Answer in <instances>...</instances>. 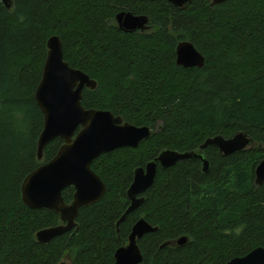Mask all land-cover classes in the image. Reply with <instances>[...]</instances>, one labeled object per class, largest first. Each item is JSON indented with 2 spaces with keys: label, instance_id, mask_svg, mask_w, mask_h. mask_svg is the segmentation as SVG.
<instances>
[{
  "label": "trees",
  "instance_id": "trees-1",
  "mask_svg": "<svg viewBox=\"0 0 264 264\" xmlns=\"http://www.w3.org/2000/svg\"><path fill=\"white\" fill-rule=\"evenodd\" d=\"M0 0V264H114L142 218L157 231L137 241L142 264H227L264 248V183L255 169L264 159V0ZM148 19L149 30L127 33L116 16ZM58 36L64 60L96 82L83 91L85 109L111 112L149 127L137 148L103 154L92 170L106 185L98 203L79 211L73 231L40 244L36 234L61 225L46 209L23 202L22 184L63 145L56 139L38 159L44 116L36 102L48 55ZM191 43L202 68L176 64V48ZM238 133L252 148L223 156L204 150L199 161L158 169L144 203L118 221L130 205L136 169L160 152L199 151L208 139ZM75 191H63L67 204ZM186 237L183 246L177 241Z\"/></svg>",
  "mask_w": 264,
  "mask_h": 264
},
{
  "label": "water",
  "instance_id": "water-1",
  "mask_svg": "<svg viewBox=\"0 0 264 264\" xmlns=\"http://www.w3.org/2000/svg\"><path fill=\"white\" fill-rule=\"evenodd\" d=\"M190 1L169 0L173 6L182 9H186ZM225 1L212 0V5ZM3 2L10 8L9 0ZM116 24L127 33L149 30L147 17L125 11L116 16ZM47 48L42 78L35 93L36 102L44 116V127L38 141V159H43L44 149L54 140L61 139L63 145L52 160L40 165L26 177L21 189L23 202L29 209H46L60 217L61 225L36 234L37 241L43 245L73 231L79 211L98 203L105 196L106 185L92 170L93 162L103 154L118 149L137 148L149 139L152 132L149 127H137L124 122L111 112L85 109L82 105L83 91L85 88L94 90L96 82L84 72L71 68L64 60L63 45L58 36L48 40ZM176 64L183 68H202L204 57L191 43L182 42L176 48ZM252 146V139L244 133H238L230 139L221 136L208 138L199 151L160 152L144 168L135 170L133 182L127 191L130 205L117 225L144 203L143 195L154 184L159 168L165 170L179 162L199 161L202 172L207 173L210 166L204 150L208 147L217 148L221 155L228 156ZM263 183L264 159L255 169V185L260 187ZM69 187L75 191L71 204H67L62 195ZM156 231L157 228L144 218L140 219L131 230L128 244L116 251L114 264H142L143 257L137 241ZM186 242V237H183L177 241V245L183 246ZM227 264H264V248L258 247L243 257L231 259Z\"/></svg>",
  "mask_w": 264,
  "mask_h": 264
},
{
  "label": "rangeland",
  "instance_id": "rangeland-1",
  "mask_svg": "<svg viewBox=\"0 0 264 264\" xmlns=\"http://www.w3.org/2000/svg\"><path fill=\"white\" fill-rule=\"evenodd\" d=\"M64 262L67 263V264H69V261H67V260H65Z\"/></svg>",
  "mask_w": 264,
  "mask_h": 264
},
{
  "label": "flooded vegetation",
  "instance_id": "flooded-vegetation-1",
  "mask_svg": "<svg viewBox=\"0 0 264 264\" xmlns=\"http://www.w3.org/2000/svg\"><path fill=\"white\" fill-rule=\"evenodd\" d=\"M146 31H148V30H146ZM146 31H145V32H146ZM142 33H143V32H142Z\"/></svg>",
  "mask_w": 264,
  "mask_h": 264
}]
</instances>
